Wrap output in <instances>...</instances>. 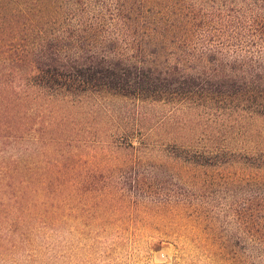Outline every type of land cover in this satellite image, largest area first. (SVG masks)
Masks as SVG:
<instances>
[{
    "label": "trees",
    "instance_id": "1",
    "mask_svg": "<svg viewBox=\"0 0 264 264\" xmlns=\"http://www.w3.org/2000/svg\"><path fill=\"white\" fill-rule=\"evenodd\" d=\"M180 1L175 24L184 37L168 58L151 47L113 51L86 24L89 12L98 13L95 21L105 14L131 23L144 12L134 0H0V52L20 34L31 41L22 50L26 70L0 77V257L35 226L83 220L84 168L70 149L93 140L82 139L78 114L108 111L103 99L116 98L136 109L168 107L189 126L211 121L214 138L177 145L175 165L202 174L251 171L236 181L250 193L240 213L243 242L213 250L236 264H264V0ZM94 171L85 174L90 193Z\"/></svg>",
    "mask_w": 264,
    "mask_h": 264
},
{
    "label": "rangeland",
    "instance_id": "2",
    "mask_svg": "<svg viewBox=\"0 0 264 264\" xmlns=\"http://www.w3.org/2000/svg\"><path fill=\"white\" fill-rule=\"evenodd\" d=\"M134 2L144 12L131 23L116 24L114 17L101 13L95 21L98 13L89 12L86 24L92 22L96 38L112 41L118 53H131L140 46L172 57L171 51L184 37L175 24L181 1ZM24 34L14 39V48L2 49L5 55L0 52V77L12 79L26 70L22 50L31 41L23 42ZM94 102L89 100L87 108ZM102 103L108 111L90 114L87 109L78 114L82 139L93 141L70 149L84 168L85 217L80 223L66 219L35 226L25 237L13 239V246H6L0 264H236L231 257L217 255L213 247L242 241L240 213L250 193L236 181L251 171L187 172L173 159V153L179 152L176 146L190 144L195 135L214 138L211 121L205 119L206 126L195 127L168 107L136 109L131 101L116 98ZM141 134L146 145L158 143L156 149L143 148ZM105 140L109 144H103ZM127 141L138 150L129 149ZM90 169L95 170L93 193L85 176ZM232 177L235 185L229 186L226 180Z\"/></svg>",
    "mask_w": 264,
    "mask_h": 264
}]
</instances>
